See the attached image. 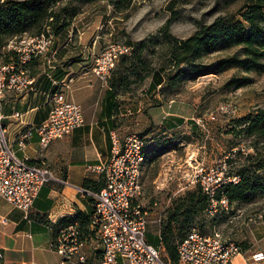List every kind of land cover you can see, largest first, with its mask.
<instances>
[{"label": "rangeland", "instance_id": "rangeland-1", "mask_svg": "<svg viewBox=\"0 0 264 264\" xmlns=\"http://www.w3.org/2000/svg\"><path fill=\"white\" fill-rule=\"evenodd\" d=\"M244 2L245 0H131L128 9L122 12H113V5L108 0L86 2L81 5L70 26L62 31L60 39L62 40L71 29L72 37L75 33L80 35L77 29L84 32L83 39L77 36V41L90 46L93 56L111 41L135 44L146 40L147 46L142 51L141 58L148 60L149 67H157L165 60L167 42L159 38L160 27L168 19L170 32L179 38H185L196 31L199 25L212 22L218 15L239 16L237 10ZM46 27L50 29L48 25L44 28ZM236 50L241 51V48L220 47L204 53L195 62L202 64L201 70L207 66L211 69L210 72L179 74L174 85L163 82L154 87V92L148 88L151 76L145 75L141 67L143 65L138 59L131 54L124 62V67L132 64L127 70L129 91L119 96L121 114L111 119L114 123L111 129L120 140L127 133L135 131L147 142L141 168L143 194L139 197V202L144 208L153 200L162 207L168 198L169 208L174 201L184 197L197 186L193 184L181 188L187 181L182 177L185 169L183 160L192 151L196 161L205 164L220 162L223 156L228 155L226 159L231 173L235 174L238 167H244L249 170L248 174L252 179H258L264 184V138H256L246 133L247 117L251 118L258 109L264 108V70L245 71L237 65L214 70L219 58ZM2 59L0 51V61ZM260 62L264 66V57ZM119 64L118 62L117 66ZM183 66L180 65V68ZM168 73L171 76L170 83L176 71ZM103 88L98 86V92L88 97L92 115L93 112L96 115L99 107L97 101L102 96ZM154 93L155 100L151 97ZM156 94H159L162 103ZM230 102L236 109L233 113L218 110L221 105ZM161 104L165 105L166 111L177 112L182 116L170 114L162 117L165 110L162 111ZM167 104L172 105L168 107ZM152 106H156L154 119L148 112V108ZM211 114L215 118H211ZM183 116L187 118L182 125L167 130L184 119ZM161 120L163 121L160 122ZM1 123L4 125L3 121ZM252 141L256 146L252 145ZM260 161L263 165L257 167L255 163ZM231 205L233 209L230 215L236 213L237 216L238 209H241L239 216L242 217L259 212L264 215V190L255 192L246 201H233ZM227 215H207L203 212L195 214L191 223L201 231H210L215 227L214 229L225 234L234 224L227 219ZM238 219L234 218L235 221ZM162 230L163 220L161 223L150 220L145 235L160 252L162 259L171 264L166 260L167 253L161 243ZM184 232L185 230L181 233Z\"/></svg>", "mask_w": 264, "mask_h": 264}, {"label": "built area", "instance_id": "built-area-1", "mask_svg": "<svg viewBox=\"0 0 264 264\" xmlns=\"http://www.w3.org/2000/svg\"><path fill=\"white\" fill-rule=\"evenodd\" d=\"M54 40L55 34L46 27L40 32L25 31L11 36L0 46L3 55L0 61V106L6 91L27 92L35 86L38 78L30 73L32 61L45 56V61L53 65L46 54ZM132 48L131 44L119 40L105 44L92 57V73L100 82L107 84L118 59L130 55ZM48 92L50 108L47 115L40 123L29 124L16 134L15 142L19 149L29 144L34 133L39 137L41 149H44L52 140L86 123L83 107L78 102L67 99L58 89H49ZM218 110L233 113L236 109L230 102L221 105ZM13 114L18 116L20 112L16 110ZM210 117L215 118L213 114ZM3 118L4 114L0 111V197L15 208L28 212L36 194L46 182L67 180L58 178L42 156L34 160L19 156L7 138L6 128L1 123ZM109 135V157L103 162L89 163L87 166V171L99 175L104 185L100 189L78 186L81 192L91 197V223L96 225L102 242L98 264H119L120 258L128 264H168L145 237L149 212L140 204L139 197L143 189L141 168L147 142L135 131L127 133L122 140L113 131ZM227 157L225 155L220 162L208 164L190 157L183 160L185 169L182 177L187 181L181 188L197 185L206 195L205 212L208 215L229 214L233 209L222 188L226 183L238 182L239 176L229 171ZM152 205H157V201L154 200ZM237 211L239 215L241 209ZM164 215L165 208L153 220L161 223ZM262 218L261 212L246 215L249 222H257ZM54 240L52 246L65 260L75 264L86 261V254L81 252L84 240L80 236L77 220L64 224ZM241 250L234 239L214 228L201 231L192 227L176 246L179 264H230ZM262 258L263 252L252 255V261Z\"/></svg>", "mask_w": 264, "mask_h": 264}, {"label": "crops", "instance_id": "crops-1", "mask_svg": "<svg viewBox=\"0 0 264 264\" xmlns=\"http://www.w3.org/2000/svg\"><path fill=\"white\" fill-rule=\"evenodd\" d=\"M71 31L72 29L62 40L61 33L55 34L51 49L46 54L53 65L45 61V56L31 62L30 73L38 78L35 86L27 92L6 91L0 106V111L4 114L2 121L7 138L13 150L19 156H27L32 160L42 156L58 178L67 180L46 182L36 194L28 212L15 208L0 197V264H75L71 260H65L52 246L58 231L69 219L77 220L80 236L84 240L81 252L86 254V261L82 264H98L101 255L102 242L99 232L96 225L91 223V197L81 192L78 186L99 189L104 185L99 175L87 171V166L89 163L103 162L109 157V133L114 132L111 129L114 124L111 119L121 114L118 101L121 93L112 99L118 104L116 112L107 113L105 88L108 82H100L90 69L93 50L80 40L77 41V36L83 39L84 32L77 29L80 35L75 33L72 37ZM98 86L104 87L103 93L97 101L99 107L96 115L94 112L92 115L88 97L98 92ZM49 89H58L67 99L78 102L83 107L86 123L74 127L63 137L52 140L44 149H41L39 137L34 133L29 144L19 149L15 142L16 134L29 124L40 123L47 115L50 108ZM151 89L155 91L154 88ZM156 96L162 103L159 94ZM151 97L155 100V93ZM167 105L171 107L172 104ZM160 107L162 111L165 110V105L161 104ZM16 110L20 115L13 114ZM148 112L151 118L156 116V106L148 108ZM170 114L182 116L177 112L165 110L162 117ZM183 117L184 119L167 130L182 125L187 118ZM193 153L194 151L187 154L186 158L196 160ZM169 203L168 198L162 207H159L158 203L153 206L152 202L145 206L149 212V221L163 208L166 214ZM239 215H227V219L234 224L222 234L233 238L242 249L232 258L230 264H264V258L252 261L255 252L264 254V215L257 222H249L246 215ZM234 218L239 219L235 221ZM119 264L128 263L120 258Z\"/></svg>", "mask_w": 264, "mask_h": 264}, {"label": "trees", "instance_id": "trees-1", "mask_svg": "<svg viewBox=\"0 0 264 264\" xmlns=\"http://www.w3.org/2000/svg\"><path fill=\"white\" fill-rule=\"evenodd\" d=\"M97 1L99 0H3L0 2V46L11 36L22 34L25 31L40 32L46 25L54 34H60L70 26L82 4ZM108 1L113 5V12L125 11L131 3V0ZM237 12L239 16L236 14L218 15L212 22L199 25L196 31L185 38H179L170 32V19H168L160 27L161 36L159 38L167 42L165 60L160 62L157 67H149L148 60L141 58L142 51L147 46L146 40L135 44L127 43L133 46L132 51L130 55H123L118 59L120 64L117 66V62V67L115 66L111 72L108 86L105 88L107 113L117 110L118 104L113 102V97L118 93L129 91L127 70L132 64L124 67V62L131 54L143 65L141 67L145 75L151 76L148 88H154L163 82H167V85H174L179 74L210 72L211 69L207 66L201 70L202 64H197L195 61L197 58H201L204 53L217 50L220 47L234 48V46H238L241 51L236 50L230 55L219 58L215 65V71L234 65L242 67L245 71L250 69L263 71L264 66L260 60L264 57V0H245ZM182 64L184 66L180 68ZM172 70L176 73L169 83L171 76L168 72ZM133 73H137V71H133ZM246 122L247 135L264 138V108L258 109L251 118L247 117ZM252 145H255L253 141ZM255 164L260 167L263 162ZM248 172L249 170H245L244 167H238L235 171V175L239 176L238 182H229L223 185L222 190L231 203L246 201L255 192L264 190V184L258 179H252ZM206 205V195L198 186H195L184 197L174 201L169 208H166L160 237L167 253L166 260L171 264H178L177 243L193 227L191 223L193 216L205 212ZM71 220L73 219H69V221ZM184 230L185 232L181 233ZM176 241L177 243H175Z\"/></svg>", "mask_w": 264, "mask_h": 264}]
</instances>
